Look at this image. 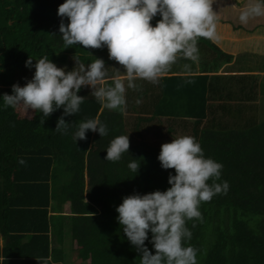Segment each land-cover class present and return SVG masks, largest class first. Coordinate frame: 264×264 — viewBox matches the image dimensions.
Wrapping results in <instances>:
<instances>
[{"label": "trees", "instance_id": "trees-1", "mask_svg": "<svg viewBox=\"0 0 264 264\" xmlns=\"http://www.w3.org/2000/svg\"><path fill=\"white\" fill-rule=\"evenodd\" d=\"M64 2L0 0V234L21 244L15 258H57L56 253L62 251L53 245L49 232L56 233L59 227L64 240L68 232L61 227L65 226L72 239L81 240L91 264H140V254L117 220L116 207L125 196L171 187L168 178L175 170L161 167V146L190 135L201 144L205 157L223 164L216 182L227 181L229 189L201 203L202 220L186 222L192 237L185 246L199 249L198 264H264L263 102L251 96V100L213 109L206 105L200 89L201 98L192 100L197 94L173 95L160 83L137 80L142 91L128 89L127 107L121 112L102 110L90 96L91 89L82 87L78 95L87 98L78 114L65 117L66 122L99 116L108 132L101 137L89 130L87 139L78 141L73 138L75 126L67 134L55 131L63 108L41 125L43 114L38 110L26 117L20 115L18 106H4L3 94H12V85L23 87L34 76L35 68L25 66L29 56L35 65V59L47 55L67 71L75 67L74 57L85 65L97 57L110 67V76L123 74L121 66L116 62L115 67L109 59L106 46L65 49L58 16ZM159 19V15L153 19V26ZM194 77L201 78L169 79ZM120 135H129V153L118 162L105 160L111 140ZM19 158L26 164L20 165ZM133 159L141 164L137 172L128 168ZM66 203L71 208L68 214L63 211ZM145 244L155 254L150 232ZM5 247L0 249L4 257L0 264L13 258Z\"/></svg>", "mask_w": 264, "mask_h": 264}, {"label": "clouds", "instance_id": "clouds-1", "mask_svg": "<svg viewBox=\"0 0 264 264\" xmlns=\"http://www.w3.org/2000/svg\"><path fill=\"white\" fill-rule=\"evenodd\" d=\"M157 15L161 19L153 26ZM58 16L65 49L72 45H82L85 49L106 46L109 59L121 66L123 74L110 76V67L97 57L87 65L74 57L75 67L67 71L66 66L58 67L47 55L35 59V65L29 56L25 66L35 68L34 76L23 87L19 83L12 85V94L4 93L2 100L6 108L23 105L38 110L43 114L41 125L63 108L55 131L67 134L69 127L75 126L76 141L86 140L89 130L101 137L108 132L99 116L66 122L65 117L78 114L87 98L78 95L82 87L91 89L90 96L102 110L123 112L127 107V90L142 91L137 80L158 83L178 59L198 60L199 38L213 42L218 38V14L213 10V0H65L58 8ZM255 17H264V0L245 3L239 20L247 24ZM184 68L188 70L190 65L185 64ZM129 149V135L117 136L107 147L104 159L118 162ZM158 160L163 169L175 170L168 178L171 187L166 191L125 196L116 207L117 220L140 254V264H198L199 249L191 244L185 246L192 237L186 222L202 220L201 203L227 193L228 182H216L221 178L223 164L205 157L201 144L190 135L162 144ZM18 163L24 165L26 161L19 158ZM140 166L137 159L128 164L133 172L139 171ZM149 232L155 254L145 244ZM36 259L39 264L53 261L51 255Z\"/></svg>", "mask_w": 264, "mask_h": 264}, {"label": "crops", "instance_id": "crops-1", "mask_svg": "<svg viewBox=\"0 0 264 264\" xmlns=\"http://www.w3.org/2000/svg\"><path fill=\"white\" fill-rule=\"evenodd\" d=\"M237 2V0H235ZM232 5V10L239 12L236 15H218L217 40L214 46L210 45L204 38L198 39L199 58L191 60L178 59L171 69L163 75L159 82L164 90L175 95L180 93H193L197 96L192 100L205 95L206 105L213 109L224 104H235L243 100H251L254 97L256 102L264 103V17L250 18L247 24H242L239 19L240 12L245 3H255L257 0H239L238 4ZM219 14V13H218ZM190 65L186 70L184 65ZM190 77L185 80L169 79V77ZM203 76V77H202ZM165 77V78H163ZM26 117H32L27 116ZM65 214L70 213V204L64 205ZM52 214H54L52 212ZM63 232H68L64 240L61 239L60 228L56 233L50 230L49 235L55 247L62 253H56L52 263L58 264H91L88 253L84 251L81 240L72 239L70 230L61 227ZM26 239H24L25 241ZM25 243V242H23ZM51 243V247H53ZM6 246V247H5ZM21 244L14 243L9 236L3 237L0 234V249L6 248L10 252L8 264H39L36 259H16L15 252L20 249ZM1 253V252H0ZM1 260L4 258L1 253ZM6 256V255H5ZM28 257V256H26Z\"/></svg>", "mask_w": 264, "mask_h": 264}, {"label": "rangeland", "instance_id": "rangeland-1", "mask_svg": "<svg viewBox=\"0 0 264 264\" xmlns=\"http://www.w3.org/2000/svg\"><path fill=\"white\" fill-rule=\"evenodd\" d=\"M235 0H213V10L217 12L218 15H222L225 14L227 16H232L236 15L239 12H235V10H232V5ZM252 1V0H251ZM236 2V1H235ZM235 4H238L237 2ZM239 19H236V21H238ZM118 64V63H117ZM116 67V61H115V65ZM18 111L20 113L21 116H32L33 112L32 110H29L27 108H25L23 105H19L18 106Z\"/></svg>", "mask_w": 264, "mask_h": 264}]
</instances>
